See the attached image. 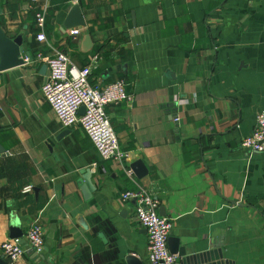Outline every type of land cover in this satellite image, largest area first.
Segmentation results:
<instances>
[{
	"label": "crops",
	"instance_id": "obj_1",
	"mask_svg": "<svg viewBox=\"0 0 264 264\" xmlns=\"http://www.w3.org/2000/svg\"><path fill=\"white\" fill-rule=\"evenodd\" d=\"M0 3L22 56L60 51L77 68L95 58L90 84L122 80L130 98L105 108L126 159L104 161L43 99L47 69L0 73V246L12 226L24 237L37 223L44 237L16 264H150L135 204L119 199L138 186L171 220L170 246L264 264V154L241 147L264 109V0H69L44 43L27 0ZM76 4L86 26L71 38L61 27Z\"/></svg>",
	"mask_w": 264,
	"mask_h": 264
},
{
	"label": "built area",
	"instance_id": "obj_2",
	"mask_svg": "<svg viewBox=\"0 0 264 264\" xmlns=\"http://www.w3.org/2000/svg\"><path fill=\"white\" fill-rule=\"evenodd\" d=\"M51 1L27 0L28 8L33 13L35 40L39 43L46 42V19ZM79 34V28L69 30L71 38ZM21 58L24 66H46L48 75L41 92L61 126L65 129L79 126L101 160L122 164L126 154L119 148L117 136L105 108L130 100L124 81L117 80L101 88L91 85L89 78L96 63L95 58L81 68L73 66L66 54L60 51L53 54L39 52L32 56L21 55ZM80 109H83L81 115ZM241 147L249 154H264V109L256 115L253 131L243 138ZM125 173L132 180V172L125 170ZM21 192L31 193L32 186H25ZM119 199L125 203L133 201L135 204L133 218L146 232L149 263L177 264L178 256L171 254L168 249L172 222L158 214V201L151 193L138 186L135 191L121 192ZM23 238L26 247L20 244L19 239H9L1 244V253L8 264H16L26 250L35 254L41 253L44 237L39 224L30 226Z\"/></svg>",
	"mask_w": 264,
	"mask_h": 264
},
{
	"label": "water",
	"instance_id": "obj_3",
	"mask_svg": "<svg viewBox=\"0 0 264 264\" xmlns=\"http://www.w3.org/2000/svg\"><path fill=\"white\" fill-rule=\"evenodd\" d=\"M1 14L2 7L0 3V15ZM85 26L86 23L83 17L82 10L80 6L76 4L69 9L63 21L61 30L64 32L74 28H84ZM22 53V37L18 36L16 38H11L4 32L2 26L0 25V73L23 66V61L21 58ZM42 69L46 71V66H42ZM80 110L83 112V109ZM67 132L68 131H65L61 135ZM3 154L4 149L0 146V155ZM135 168L138 169V172L140 173H146V169L143 168V166L139 163L135 165ZM88 174L89 173L87 172L86 176L84 177V181L86 188L88 190H91L90 177ZM9 237L10 239H19L20 244L25 246L23 234L17 228H14L13 226L10 228ZM169 242H174V240L169 239L168 249L171 254H175L178 256L179 261L177 264H233V262L225 260L223 258L220 247H214L211 250H208L207 252L201 254L187 255L185 248L176 247L177 240H175V245L171 244L170 246ZM125 262L127 264H145L144 262L137 260L133 256H127ZM0 264H8L4 256H0Z\"/></svg>",
	"mask_w": 264,
	"mask_h": 264
},
{
	"label": "trees",
	"instance_id": "obj_4",
	"mask_svg": "<svg viewBox=\"0 0 264 264\" xmlns=\"http://www.w3.org/2000/svg\"><path fill=\"white\" fill-rule=\"evenodd\" d=\"M80 6L81 3L79 2ZM69 7V0H52L50 3V8L47 11V19H46V33L51 31V27L49 26L48 20L55 18V14L59 12L66 11ZM36 34V30H35Z\"/></svg>",
	"mask_w": 264,
	"mask_h": 264
}]
</instances>
